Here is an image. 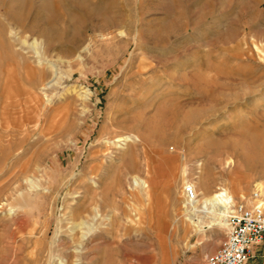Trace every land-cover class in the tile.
<instances>
[{
    "label": "rangeland",
    "instance_id": "374dc122",
    "mask_svg": "<svg viewBox=\"0 0 264 264\" xmlns=\"http://www.w3.org/2000/svg\"><path fill=\"white\" fill-rule=\"evenodd\" d=\"M244 79L239 91L209 87ZM142 113L152 121L147 154L124 155L117 140L136 131L119 124ZM250 140L261 160L264 0H0V264L37 255L39 264H207L225 222L198 213L200 226L191 224L184 189L238 202L264 190L262 160L247 161ZM212 142L238 151L212 152ZM135 177L157 181L151 207L165 211L164 252L157 214L142 219L135 207L145 204ZM91 199L100 216L69 217ZM260 248L250 262L264 264Z\"/></svg>",
    "mask_w": 264,
    "mask_h": 264
},
{
    "label": "bare ground",
    "instance_id": "6f19581e",
    "mask_svg": "<svg viewBox=\"0 0 264 264\" xmlns=\"http://www.w3.org/2000/svg\"><path fill=\"white\" fill-rule=\"evenodd\" d=\"M121 34H123V32H121ZM147 66L148 65H143L142 68L140 69V71L146 70ZM193 74H194L193 76L198 78V76L196 75V72H193ZM220 77L222 78V76H219V78ZM228 79H229L228 77L225 78L226 81ZM228 81H230V79ZM215 82L216 83L210 82L211 85H209V87L221 88L223 90L227 89L229 91H237V90L239 91V90L243 89L244 86H249V84H250V81L248 79L242 80V82L236 86L232 85L230 83H227V84L226 83H220L219 81L217 82V80ZM254 82H255V80H254ZM7 90H8L9 97L15 98L13 96L16 94L15 93L16 88L14 86V79L13 78L10 79ZM206 95H207L208 100H210L212 102L215 101L216 96L212 92V90H209ZM195 115L196 114L193 111L189 110V111L184 112L183 118L188 123H191V121L195 117ZM1 123H3V121H1ZM151 124H152V121L150 118L149 119L146 118V113L145 114L144 113L138 114V115L134 116L133 119L124 120L121 122V124H119L122 127H128L129 130L131 129L132 131L133 130L136 131V136H135L134 140H132L128 137H126L124 139L119 138V140H117L118 143H124V155H127L130 152L136 151V149H138L139 146H141L142 150H144V154L147 152V140L146 139L148 136H150L149 134H151ZM249 136H250L249 130H245L240 135V137H242V138L246 137L248 139L250 138ZM254 140H250L248 143V148L252 151V156L250 158H247V161L250 165L251 164L256 165L257 161L262 160V164H264V158H262L260 160L259 153H258L259 152L258 146L256 145ZM138 142H140V144H138ZM233 142H235V141H233ZM236 143H229L228 142V144H227V143H223V142H220V143L219 142H212L207 146V150H211L212 152H215V153H221L223 150H229L231 152H237L238 151V147H237L238 144H236ZM202 170H200V171H202ZM205 170H206V168H205ZM147 171H148V173L150 172V165L148 163H147ZM128 172L130 173V171H128ZM133 180L135 181V185L138 186L140 193H141L143 199L145 200V204L143 205V207H138V206H135V207L137 208V210L139 212V216L142 219H145L146 216L152 217V215H154L155 213L157 214L158 220H156V225H157V229L159 231L157 239H158L159 247L164 252L166 250L165 249L166 247H164L166 245V240H165V237H163V235H164L163 233H165L167 228H168L167 222L164 221V219H162L163 218L162 215L165 214V211H164V209H162L160 207V204L158 205V203L155 204L154 208L151 207L152 206L151 205V195L153 193V187L155 185H157V183H156L157 181L155 179L150 180V181H148V180L145 181V180L139 179L138 177H135ZM26 181H27V183L32 185L31 188H33V189L37 188L35 186L34 180H32V178H27ZM258 190H260L263 193L264 190H263V186L261 184L258 185ZM96 195H97V193H95V196ZM131 198L132 199L130 201L136 199L137 195L132 194ZM230 198H232V200H234L233 197L227 195L225 192L213 193L211 195H205L202 198V200L198 199V204H200V205L205 204V205L212 206V209L208 211L209 214H207L206 212H203L202 210H197L195 208H192V209L186 210L185 218L194 226H200L199 223L201 222L202 218H204L205 216H208V217L210 216L209 218L211 219L212 225H219V224H222L224 221L225 222L224 227H226V225H227V223H226L227 214L231 213L232 211L228 210V209L226 210V207L225 208H224V206L222 207L221 204H225L226 201ZM86 203L87 202L82 204L83 209H82V211H80L78 213V215L72 214L69 217H71L72 220H76V218H77V219H80L81 221H83L82 219L84 218V216H91V215H94L95 217H97L98 215L100 216L99 213H101L102 209L100 206L97 205L98 203H97L96 199H91V201H89L88 204H86ZM186 204L190 205L187 201H186ZM4 206L5 205L2 204L0 209L3 210ZM198 213L203 214L204 217H201V219L196 218L195 216H197ZM8 216H10L13 219V217L16 216V210L9 209ZM1 221H3V220H1ZM81 226H83V223H80V225L78 227H81ZM82 229H84V228L82 227ZM172 230H173V228H172ZM177 230H178V225L176 223L175 227H174V231L177 232ZM85 238H86V235H84L82 238V239H84L83 242H85ZM42 245H43V237H41V238L37 237L36 241H35V249L38 250L37 248L39 246H42ZM41 251H43V250H41ZM163 257H164V255H163ZM39 261H40V258L37 255L34 263L39 264L40 263Z\"/></svg>",
    "mask_w": 264,
    "mask_h": 264
},
{
    "label": "built area",
    "instance_id": "2783aa9c",
    "mask_svg": "<svg viewBox=\"0 0 264 264\" xmlns=\"http://www.w3.org/2000/svg\"><path fill=\"white\" fill-rule=\"evenodd\" d=\"M184 193L192 208L209 214L212 206L198 204L193 185H187ZM221 205L232 211L226 217L227 236L219 248L207 257L206 263L249 264L254 248L264 246V196L256 189L249 199L238 202L230 198Z\"/></svg>",
    "mask_w": 264,
    "mask_h": 264
},
{
    "label": "crops",
    "instance_id": "0c3cea01",
    "mask_svg": "<svg viewBox=\"0 0 264 264\" xmlns=\"http://www.w3.org/2000/svg\"><path fill=\"white\" fill-rule=\"evenodd\" d=\"M260 247H263V246H260ZM260 247H256V248H254V250H253V253H252V259L254 258V257H256V256H258V252H259V250L257 249V248H260ZM260 250H261V248H260ZM257 254V255H256ZM249 264H255L254 263V261L253 262H249Z\"/></svg>",
    "mask_w": 264,
    "mask_h": 264
}]
</instances>
